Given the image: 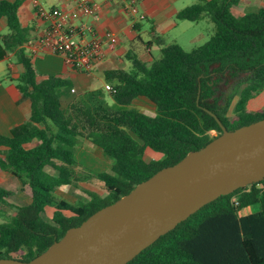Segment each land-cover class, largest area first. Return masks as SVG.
<instances>
[{
    "label": "trees",
    "instance_id": "16d2710c",
    "mask_svg": "<svg viewBox=\"0 0 264 264\" xmlns=\"http://www.w3.org/2000/svg\"><path fill=\"white\" fill-rule=\"evenodd\" d=\"M239 2L199 0L185 7L176 19L195 23L205 17L213 24L207 42L189 52L171 43L150 64L131 58V71L105 74L116 82L112 91L80 93L63 107L61 94H72L70 82L55 75L39 77L21 49L29 31L18 19L23 0H0V18L9 29L0 37V48L13 52L21 65L16 87L30 100L26 123L10 137L0 136V172L16 177L31 198L29 204L10 206L14 217L0 224V259H15L13 255L22 252L20 261L33 260L68 229L203 149L223 129L230 132L264 119V110L246 109L264 88V7L236 17L231 9ZM241 77L246 79L230 117L221 105V84ZM138 97L155 106L154 116L131 107ZM79 139L101 150L111 163L108 173L78 166L74 153ZM147 149L161 157L146 161ZM96 183L104 196L89 189ZM79 185L87 187L89 197L79 205L58 193ZM9 196L0 188V201ZM251 207L256 210L242 214ZM127 264H264V179L204 205Z\"/></svg>",
    "mask_w": 264,
    "mask_h": 264
},
{
    "label": "crops",
    "instance_id": "0c3cea01",
    "mask_svg": "<svg viewBox=\"0 0 264 264\" xmlns=\"http://www.w3.org/2000/svg\"><path fill=\"white\" fill-rule=\"evenodd\" d=\"M2 1L14 2L15 0ZM32 1L23 0L18 11L21 26L29 30L27 41L23 43L21 49L32 60L39 77L55 75L70 82L74 93L63 91L61 94L66 104L80 93L103 90L105 85L114 86L116 82L107 80L105 74L117 70L131 71L133 69L131 58L150 64L153 60L159 59L161 49L171 43L178 44L183 50L187 48L186 52L195 49L204 38L198 30L200 22H205L208 29L212 27L210 32L214 31L213 24L205 17L195 23L176 19V14L180 10L199 0H136V15L129 12L130 0H91L96 8L95 14L93 17L81 20L93 27V33L86 34V39L99 38L102 40V54L93 63L89 72H82L70 69L65 65L61 56L48 52L38 44L37 39L44 33L47 24L37 17ZM39 1L46 9L71 10L79 0ZM261 7H264V0H240L231 12L239 17L246 13L256 12ZM141 14L145 16L144 19L139 18ZM8 33L5 18H0V37ZM105 33H111L116 37L115 46H108L104 39ZM157 55L159 58L155 57ZM22 71L21 65L16 62L14 53L0 48V136L10 137L12 130L26 123L29 118L30 100L22 96L16 87L17 78ZM259 93L247 102L248 112H259L264 108V95ZM107 101L112 104L111 99L108 98ZM131 107L148 116L155 114V106L144 97L133 100ZM81 140L83 141L82 150L97 157L103 161V164L106 163L104 165H107L110 170L111 163L102 155L101 150L88 140ZM74 159L80 165L75 157ZM79 167L82 168L81 165ZM19 185L21 186V182L11 173L0 172V188H8L7 192L10 190L17 192L14 197L16 202L9 204V207L29 204L31 201L30 195L22 192ZM5 200L9 202L8 198ZM46 211L47 217H50L52 210Z\"/></svg>",
    "mask_w": 264,
    "mask_h": 264
},
{
    "label": "water",
    "instance_id": "95a60500",
    "mask_svg": "<svg viewBox=\"0 0 264 264\" xmlns=\"http://www.w3.org/2000/svg\"><path fill=\"white\" fill-rule=\"evenodd\" d=\"M264 179V119L222 135L164 168L29 262L127 264L204 205Z\"/></svg>",
    "mask_w": 264,
    "mask_h": 264
},
{
    "label": "built area",
    "instance_id": "2783aa9c",
    "mask_svg": "<svg viewBox=\"0 0 264 264\" xmlns=\"http://www.w3.org/2000/svg\"><path fill=\"white\" fill-rule=\"evenodd\" d=\"M136 0H130L129 12L137 14ZM32 5L37 17L47 24L44 33L37 39L38 44L53 54L61 56L67 67L72 70L89 72L93 63L101 56L102 40L86 39V34L93 33V27L81 19L93 17L96 11L91 0H79L74 9H46L39 0H33ZM140 19L145 16L141 14ZM104 39L109 47L117 44V39L111 33H105ZM105 91H112L110 85L104 86ZM74 93V90H71Z\"/></svg>",
    "mask_w": 264,
    "mask_h": 264
},
{
    "label": "rangeland",
    "instance_id": "374dc122",
    "mask_svg": "<svg viewBox=\"0 0 264 264\" xmlns=\"http://www.w3.org/2000/svg\"><path fill=\"white\" fill-rule=\"evenodd\" d=\"M198 30L204 35V38L199 42V44H197V46H201L203 45L205 42L208 41L209 37H210V30L212 31V27L211 29H208V26L205 22H200L198 25ZM187 48H185L186 50ZM156 58H159V56H155ZM245 77H241L239 79H233V80H228L225 81L224 83L221 84V89L223 90V100H222V106L225 109V112L227 114V116H232V110H233V106L234 103L237 99V92L241 86V84L245 81ZM260 93H262L264 95V88L260 91ZM259 93V94H260ZM229 98H231L229 100ZM62 102H63V107H65L66 101H64L61 98ZM225 101L228 102V106H225ZM227 107V108H226ZM263 109H261L259 112H261ZM254 113V112H253ZM212 136H216L217 134L215 132H211ZM82 140L79 139L78 145L75 148V158L78 160L79 164L81 165V167L88 171H93V172H97V173H108L109 169L107 168V165H104L106 163L103 164V161H100L97 157L92 156L88 153H86L85 151L82 150ZM161 155L158 153H155L149 149L146 150L145 152V156L144 159L146 161H150L153 158H160ZM78 165V166H80ZM20 186V185H19ZM21 191L25 192V194H30V191L27 187H22L20 186ZM8 191V188H3V190ZM63 191H59L60 195H62V197L66 198L67 201H70L72 204L74 205H79L80 203L86 202L88 201L89 197L86 194V190L87 187L84 185H79V187L77 186L76 188L68 186V187H63L62 188ZM90 190H92L95 194L99 195V196H104L105 190L103 189V187L96 183L93 184L91 187H89ZM10 196L8 197V201L4 202V201H0V224H4V223H9L11 218L14 217V209L13 207H9V204H13L14 202H16V199H14L15 195H17V192H14L13 190L9 191ZM47 210L51 211L50 208H47ZM256 210V208L251 207V208H247L246 210H244L242 212V214H249L251 212H254ZM22 252L13 255V257L15 258V260H19L20 256H21Z\"/></svg>",
    "mask_w": 264,
    "mask_h": 264
}]
</instances>
